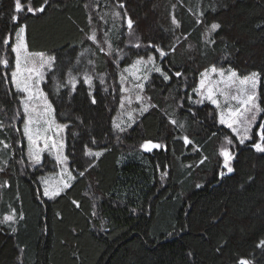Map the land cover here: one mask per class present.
<instances>
[{
  "label": "trees",
  "instance_id": "trees-1",
  "mask_svg": "<svg viewBox=\"0 0 264 264\" xmlns=\"http://www.w3.org/2000/svg\"><path fill=\"white\" fill-rule=\"evenodd\" d=\"M12 2L0 0V39L14 29ZM122 3L124 8L116 0H54L55 6L26 20L30 51L56 57L42 88L56 120L68 125L66 154L77 178L60 195H43L42 179L53 165L31 168L26 160L22 123L15 119L18 94L10 75L9 83L0 79V140L11 145L7 150L0 145V185H8L0 187V264H234L238 256L264 264V250L256 247L264 239V153L255 152L250 142L237 145L235 171L221 179L219 147L225 136L236 139L219 124L215 106L187 99H199L193 88L202 72L231 66L240 75L262 74L264 106V0ZM197 9L204 12L199 25ZM113 11L122 17L115 24ZM125 11L133 21L131 35ZM212 22L221 27L211 34L215 43L205 44V26ZM93 31L97 43L86 38ZM177 36L175 52L164 60L152 50L156 66L171 79L151 72L142 81L143 101L124 99L121 108L120 77L137 59L135 53L144 52L131 45L153 42L169 51ZM105 40L112 45L110 54ZM175 71L182 75L175 77ZM69 73L91 76V95L83 81L72 92ZM144 106L147 111L141 112ZM184 135L200 151L185 146ZM146 141L166 145L167 151L144 152L140 145ZM85 145L102 154L86 156ZM202 157L207 159L197 166ZM88 163L94 166L80 177L77 169ZM13 209L15 220L4 221Z\"/></svg>",
  "mask_w": 264,
  "mask_h": 264
},
{
  "label": "snow or ice",
  "instance_id": "snow-or-ice-1",
  "mask_svg": "<svg viewBox=\"0 0 264 264\" xmlns=\"http://www.w3.org/2000/svg\"><path fill=\"white\" fill-rule=\"evenodd\" d=\"M116 5L119 8H124L122 0H116ZM54 0H13L12 2V15L11 22L14 25L12 32L6 33L5 36L0 39V79L4 83H9V75L11 77L10 83L14 86L15 92L18 94L17 99L19 100L20 108L22 112H17L15 119H19L22 123V135L27 140V157L29 163L35 167L42 163V153L49 151L50 153L55 151V166L60 167V180L50 181L42 180L44 184V195L49 198L60 195L62 190L70 188L71 181H74L77 176L73 175L70 171V160L67 155L64 154L65 142L64 138L60 136V133L64 131L68 125L57 123L53 115L54 109L52 104L49 102L44 91L40 85L45 80L46 71H51L56 63V57L51 55H45L43 52L30 51L27 43V23L26 20L30 17H37L38 14L46 12V8L53 7ZM105 16L108 13L104 14ZM112 16L114 18V24L116 21L122 19L119 11H113ZM124 17L127 18V29L128 34L131 35L133 28V21L128 17L127 11L124 12ZM204 12L197 9V25L203 22ZM104 17L102 16L101 19ZM89 23H91V16H89ZM172 24L175 28L180 27V22L172 16ZM221 25L218 22H212L205 26V44H214L215 38L211 35L220 29ZM93 43H97V35L93 31L91 35L86 37ZM187 39V36L183 37ZM180 37H176V41L171 44L169 51L163 50L159 45L153 42H148L142 45L139 41L131 46L140 49L144 48V52H136L137 59L131 64L130 69L125 68V72H129L136 81L147 82L149 80V74L151 72L159 73L164 81H169L171 76L165 72L161 67L156 66V57L152 54V50L159 53L160 60L169 54V52H175ZM105 43H108L105 40ZM99 46V45H98ZM110 54L112 45L108 43ZM100 51L104 52L105 49L100 47ZM14 54V66L10 64V56ZM147 56V59H145ZM151 66V67H150ZM142 72V75L137 73ZM175 77H180L181 72L175 71L172 73ZM261 73L259 71H252L245 75H240L236 70L229 66L225 68L223 66L217 67L216 65L211 66L210 69H206L200 74L198 87L193 88V92L199 96L200 99L193 101L189 95L187 97L189 103L203 104L204 101L209 102L215 106L218 115V122L220 125L225 126L231 130L233 136L240 145H245L246 142H250V147L257 153H264V106L261 105ZM101 83L103 79L101 78ZM121 88L120 91L124 92L125 88L123 85L126 82V77L121 75L120 77ZM144 82H138L133 85L129 92L134 89H139V92L135 94V100L140 103L144 97L141 95L145 88ZM83 83L92 88V77L87 73L84 74ZM68 84L71 86V91L76 90V77L69 73ZM91 95V92H89ZM133 97L129 95L127 97L128 103L131 104ZM223 100V104L221 103ZM93 104L96 103V99L93 96ZM154 107V105H152ZM124 107V98L121 99V108ZM179 107H184L180 104ZM147 111V106L141 108V112ZM193 116L195 112L190 107L188 109ZM129 119H132L131 113L128 114ZM171 124L178 128H184V124L178 123L177 120H169ZM15 127V125H13ZM114 127H119L115 124ZM3 128V124L0 123V129ZM20 131L19 129H16ZM123 130V129H121ZM215 135V133H213ZM183 144L185 146L193 145L194 150L200 151L199 148L194 146V142L187 136L182 137ZM227 145H233L234 142L228 136H225ZM41 142L43 146H41ZM95 143V141H92ZM0 145H3V149H10L11 145L3 140H0ZM85 147V155L88 157L98 158L102 152L93 151ZM144 152H152L153 150L167 151V146L161 143L146 141L140 145ZM107 151V149H104ZM219 156L222 158L220 168L222 169L219 173L221 179L227 174H232L235 171L233 161L236 159V155L228 147H221L219 150ZM207 157L199 159L197 166L203 164ZM23 165V160L19 161ZM92 166L88 163L83 170L78 171V175L83 177ZM191 167V165H188ZM226 170V171H225ZM4 171L3 167H0V172ZM167 175V173H164ZM7 182L0 187H7ZM200 185H197L199 187ZM77 204L76 201H73ZM77 206H79L77 204ZM16 218V212L13 209L11 214L3 217L4 221H14ZM20 219L23 216L20 215ZM14 231V229H13ZM256 247L264 250V239L257 242ZM234 264H251L250 259L247 257H237Z\"/></svg>",
  "mask_w": 264,
  "mask_h": 264
},
{
  "label": "rangeland",
  "instance_id": "rangeland-1",
  "mask_svg": "<svg viewBox=\"0 0 264 264\" xmlns=\"http://www.w3.org/2000/svg\"><path fill=\"white\" fill-rule=\"evenodd\" d=\"M131 67V66H130ZM130 67H128L129 69H130ZM76 68H77V66H76ZM48 72H50V71H46V74H45V79H46V77H47V74H48ZM128 75V76H127ZM137 75H142V72H140V73H137ZM125 76H127V78L126 79H128V78H130V83H128V82H126L124 85H123V87L125 88V91L123 92L124 93V99H125V101H126V103H128V100H127V97L129 96V95H131L132 97H133V99H132V102L131 103H137L136 102V100H135V94H136V92H139V89H134L132 92H129L128 90L129 89H132L133 88V85L135 84V83H138V82H142V80L141 81H136L135 79H134V77L132 76V75H130L129 74V72H126V74H125ZM83 79H84V75L82 74L80 77H78V78H76V83L78 84V82L79 81H83ZM44 82H45V80H44ZM44 82H42L41 83V85H40V87H41V89L43 90V88H42V84L44 83ZM199 85V84H198ZM71 87V86H70ZM93 89L91 88L88 92H91ZM92 93V92H91ZM142 95V94H141ZM200 99V98H199ZM143 101V100H142ZM141 101V102H142ZM50 102V101H49ZM140 102V103H141ZM51 103V102H50ZM221 103L223 104V100L221 99ZM129 104V103H128ZM53 106V105H52ZM19 108H20V106H19ZM54 109V108H53ZM127 109H132V107L131 108H128L127 107ZM141 108L139 107V110H140ZM130 110H128V111H130ZM216 111H218V110H216ZM19 112H22V108H20V110H19ZM217 113V112H216ZM53 115H54V117H55V120H56V116H55V112L53 113ZM218 116V115H217ZM217 119H218V117H217ZM56 122L57 123H60V124H63V123H61L59 120H56ZM21 126H22V124H21ZM22 128H23V126H22ZM230 130V129H229ZM64 131H66V129H64ZM61 132L60 133V136L61 137H63L64 138V142H65V145H66V140H65V136H66V134H65V132ZM230 132H231V130H230ZM234 139H236L235 138V136H234ZM25 143H26V160L29 162V160H28V157H27V147H28V145H27V140H26V138H25ZM237 145H240L239 144V142L236 140V142H234V144L233 145H227L226 144V141H223L222 143H221V145H220V147H219V150H220V148L221 147H228L231 151H235V148H236V146ZM41 146H43V144H42V142H41ZM143 151V150H142ZM218 153H219V151H218ZM64 154L65 155H67L66 154V146H65V149H64ZM54 158H55V151L53 150L51 153L49 152V151H45V152H43L42 153V163L40 164V165H37V166H35V167H40L41 165H43L45 162H47V163H49V164H51V165H53V168H52V170H50V171H47L46 172V174L44 175V177H43V179L42 180H50V181H53V182H55V181H58V180H60V167L59 166H55V161H54ZM222 159V158H221ZM30 164V163H29ZM31 165V164H30ZM70 167V166H69ZM31 168H33V166L31 165ZM71 171V170H70ZM226 171V170H225ZM74 175V174H73ZM42 187H43V195H44V184H43V182H42V185H41ZM63 191V190H62ZM61 191V192H62ZM45 196V195H44ZM45 197H48V196H45ZM49 198V197H48Z\"/></svg>",
  "mask_w": 264,
  "mask_h": 264
}]
</instances>
